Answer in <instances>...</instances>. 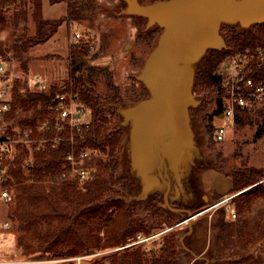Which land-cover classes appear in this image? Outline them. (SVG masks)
<instances>
[{
	"label": "rangeland",
	"instance_id": "obj_1",
	"mask_svg": "<svg viewBox=\"0 0 264 264\" xmlns=\"http://www.w3.org/2000/svg\"><path fill=\"white\" fill-rule=\"evenodd\" d=\"M93 1L94 8L84 13L85 17L61 23L51 38L29 46L22 44L20 40L17 42L20 46H17L14 41V36L17 35L13 33V30L17 33L21 31L25 40L34 34L32 6L26 1L23 7L14 8L11 5L5 8L3 15L7 20L1 30L8 46V76L6 78L10 84L9 96L13 98L14 82L17 83L19 92H24L27 89L31 91L66 81L70 46L73 44L79 46L81 42H88L90 50L86 56V63L90 66L108 68L112 74V82L118 87L121 98V101L113 106V115L110 116L111 126L117 125L123 131V138L117 150L118 168L116 170V174L122 178V185L114 187L116 194L113 197L121 199L132 210L134 216L144 220L147 225L155 222V215L160 211H166L171 216L170 224L156 219L159 225L153 227L148 234H157L150 240L125 247V250H134L136 246H141L143 249L150 247L158 249L163 242L164 234L175 233V249L184 264H264V240L253 241L260 234L256 226L259 225L264 230V197L250 194V200L244 205L242 213H237L236 204L231 201L233 194L228 192L231 187L232 172L245 166H264V135L253 138L254 126L237 127L233 123L222 140L213 141L206 127L207 123L211 122L214 125L229 123L228 118L219 117L214 113L215 95L213 93L209 95L210 101L205 107L199 96H197L199 102L189 107L196 156L191 161L185 160L182 163L179 171L180 194L176 201H169L171 205L189 209L191 212L205 207L207 210L192 218V229L188 231L187 221L179 223L187 216V212L168 209L163 203V184L151 190L145 199H134L140 190L141 178L132 160L131 125L123 123V117L118 112V108L131 105L148 95L147 89L136 76L152 50L161 28L155 24L147 25L144 17L122 14L121 10L126 6L125 0ZM138 1L147 3L156 0ZM23 9L26 10L25 13H22ZM41 10L43 18L57 19L67 14L68 6L63 0L54 2L42 0ZM13 12H21V14L15 16V21L12 23L8 16H12ZM228 26L231 25L222 23L220 27L222 35ZM75 32H79L80 37L75 38ZM222 49H228L226 39L225 47ZM208 51L196 64L195 73L198 64ZM105 82L104 77L100 78L95 83V90L99 93L106 92ZM13 113L15 117L0 121V128L10 137H17L19 135L17 132L20 131L17 123L21 108L15 105ZM42 126L37 128L41 129ZM23 146L26 151L23 163L26 164L31 161L33 153L28 152L30 149L27 146L19 144L14 157L20 153ZM100 156V154L93 155L92 162L94 158ZM170 178L172 181L175 179L173 174H170ZM54 179H46V186L56 185L57 181ZM10 187L13 196V186L10 185ZM228 197L230 198L227 199ZM219 201L222 203L218 204ZM225 202L231 205L232 212L230 215H225L226 223L218 238L214 219ZM215 203L218 205L210 208ZM9 204L0 202V264H111L113 257L119 258L122 255L121 251L116 250L124 249L120 246L128 243L138 234H133L119 246H106L104 242L106 235L104 230H100L98 236L101 238L102 248L98 251L67 258H55L52 256L55 252L70 246H60L61 248L53 246L45 249L39 247L41 238L37 235L38 232L33 237L26 238L24 247L20 246L17 238L23 234V231L18 230L14 222L9 220L7 215L11 206ZM5 220L9 222L7 227L1 225ZM190 250L198 257H194ZM34 256L37 257L34 258Z\"/></svg>",
	"mask_w": 264,
	"mask_h": 264
},
{
	"label": "trees",
	"instance_id": "obj_2",
	"mask_svg": "<svg viewBox=\"0 0 264 264\" xmlns=\"http://www.w3.org/2000/svg\"><path fill=\"white\" fill-rule=\"evenodd\" d=\"M26 1L32 6L31 16L35 22V32L25 40L21 31L17 33L13 30L17 35L14 36L17 46H20L17 43L19 40L28 46L45 42L57 31L61 23L85 17L84 13L94 8L93 0H63L68 6L67 14L57 19H47L41 15L42 0H0V3L2 6L12 5L17 8V6L23 7ZM4 10L0 9V29L7 20L3 15ZM25 12L26 10L23 9L22 13ZM19 14L21 12H13L12 16L9 15L10 22L12 20L13 23L15 16ZM7 22L9 23V20ZM223 35L228 49H209L196 68L193 85V90L200 97L203 107L210 101L209 95L212 93L215 95V114H219L222 109L223 78L217 73L219 64L230 54L251 51L259 45L264 46V22L253 24L249 28L228 26ZM7 49L5 39H1L0 52L6 59ZM89 50L88 42H81L79 46L74 44L70 46L68 77L61 84H49L40 89L19 92L17 83L14 82L10 108L0 115V121L15 117L13 111L16 105L21 108L17 127L29 130L32 138L48 139L40 143L36 150H32V159L26 164L23 163L26 154L24 146L14 158H7L10 175L8 182L13 186V199L7 215L16 228L23 231V234L17 238L18 244L22 247L26 238L33 237L37 232L41 238L39 247L45 249L53 246L59 248L70 246L55 252L52 255L55 258L98 251L102 248L101 238L98 236L100 230H104L106 235L104 240L106 246H119L135 233L148 234L153 227L159 225L156 219L160 222L167 221L169 224L171 221L169 213L160 211L155 215V222L147 225L144 220L135 217L121 199L113 197L116 194L114 187L122 185V178L116 174V170L117 150L123 138V131L117 125L111 126V117L113 106L120 102L121 98L118 87L112 82L111 71L108 68L90 66L86 63ZM247 74L255 80L264 82V60L259 64L256 60L252 61ZM102 77L106 80L107 90L99 93L94 86ZM63 92L77 94L78 101L89 109L91 118L87 129L81 134H76L73 143L68 140H58L53 146L56 135L67 134L66 130L59 132L55 127L52 109L57 96ZM45 119L49 120L50 126L38 129L37 126L42 125ZM234 123L237 127L254 126L253 138L264 135V103L250 108L237 107ZM206 127L211 139L217 141L216 125L208 122ZM72 147L75 151L85 149L91 156L101 155L93 159L91 172L83 180L69 174L65 155ZM62 172H66L67 175L62 177ZM48 178H55L58 186L55 184L46 186L45 181ZM231 181L228 192L233 194L231 201L236 204L237 213H242L244 205L250 200V194L264 197V166H245L235 170L231 174ZM227 212L224 205L214 219L218 238L226 223ZM256 229L260 234L253 241L264 240L263 228L257 225ZM164 235L158 249L152 247L143 249L141 246H136L134 250H125V248L116 250L121 251L122 255L119 258L113 257L111 264H184L175 249L176 234Z\"/></svg>",
	"mask_w": 264,
	"mask_h": 264
},
{
	"label": "water",
	"instance_id": "obj_3",
	"mask_svg": "<svg viewBox=\"0 0 264 264\" xmlns=\"http://www.w3.org/2000/svg\"><path fill=\"white\" fill-rule=\"evenodd\" d=\"M125 1L122 14L144 17L147 25L161 28L136 76L148 95L118 108L123 123L131 125L132 160L141 178L134 199H145L163 184V203L168 209L187 212L179 223L187 221L190 231L192 218L207 208L191 212L169 201L180 194L182 163L196 156L189 114V107L199 102L193 90L195 67L206 51L225 47L222 23L241 28L263 23L264 0Z\"/></svg>",
	"mask_w": 264,
	"mask_h": 264
},
{
	"label": "built area",
	"instance_id": "obj_4",
	"mask_svg": "<svg viewBox=\"0 0 264 264\" xmlns=\"http://www.w3.org/2000/svg\"><path fill=\"white\" fill-rule=\"evenodd\" d=\"M7 8V5H1L0 9ZM74 37H80L79 32L74 33ZM3 39L2 30L0 29V40ZM256 60L258 64L264 60V46H256L251 51H246L238 54H230L223 59L217 68V73L223 78L221 103L222 109L218 114L219 117H226L229 119L228 125L218 124L215 129V139L222 140L227 129L233 126L234 116L237 107H254L264 103V82L262 80H255L248 75L252 61ZM6 70L7 59L0 52V115L10 108V96L7 93L6 84ZM55 127L62 132L66 130L65 135H56L54 138L55 144L58 140H68L73 143L76 134H81L87 129L90 122L91 114L89 109L78 101V95L72 92H63L57 96L56 103L52 106ZM42 127H49V120L42 122ZM20 129V128H19ZM14 134V133H13ZM17 137H10L5 134L4 130L0 128V202L9 204L12 199L11 187L9 184L10 175L8 174L7 158L12 159L16 152V147L21 144L30 149H37L38 143L47 141L43 138L30 137L29 130L20 129L17 132ZM65 161L69 167V174L81 180L88 177L92 168V156L85 150L75 151L72 147L65 155ZM66 172H62L61 176L65 177ZM228 197L227 199H229ZM222 203L219 201L218 204ZM217 203L210 206L214 207ZM228 210V215L231 214L232 208L229 203H224ZM235 215V214H233ZM4 227L9 225L7 220L1 223ZM155 234H136L132 239L120 246L125 248L133 244L141 243L150 240Z\"/></svg>",
	"mask_w": 264,
	"mask_h": 264
},
{
	"label": "crops",
	"instance_id": "obj_5",
	"mask_svg": "<svg viewBox=\"0 0 264 264\" xmlns=\"http://www.w3.org/2000/svg\"><path fill=\"white\" fill-rule=\"evenodd\" d=\"M51 38V37H50ZM8 76V60H7V70H6V76H5V78ZM6 84H7V93H8V88H9V82H8V79L6 78ZM8 95H9V93H8Z\"/></svg>",
	"mask_w": 264,
	"mask_h": 264
},
{
	"label": "flooded vegetation",
	"instance_id": "obj_6",
	"mask_svg": "<svg viewBox=\"0 0 264 264\" xmlns=\"http://www.w3.org/2000/svg\"><path fill=\"white\" fill-rule=\"evenodd\" d=\"M176 194V192L174 191V193H173V196ZM172 201H176V200H172Z\"/></svg>",
	"mask_w": 264,
	"mask_h": 264
}]
</instances>
